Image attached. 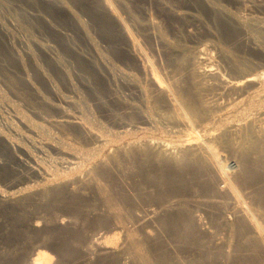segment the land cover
I'll return each mask as SVG.
<instances>
[{
  "label": "rangeland",
  "instance_id": "obj_1",
  "mask_svg": "<svg viewBox=\"0 0 264 264\" xmlns=\"http://www.w3.org/2000/svg\"><path fill=\"white\" fill-rule=\"evenodd\" d=\"M109 1L117 16L103 0H0V193L10 197L0 201V264H32L37 254L46 255L44 264H140L128 255L122 258L124 225L117 227L106 215L94 189L77 182L80 192L74 193L66 185L76 181L77 171L72 173L58 158L89 153L91 157V149L96 148L94 140L80 130L81 124L93 127L96 133L100 130L107 134L105 137L112 134L118 139L114 143L121 145L136 139L142 143L153 140L152 145L157 141L177 145L185 143L191 131L202 140L208 132L218 134L226 117L238 119L242 112L264 100L253 93L259 82L256 77L264 73V0ZM131 39L139 44L143 61L150 60L147 62L152 63L170 96L187 112L194 111L193 121L187 119L181 124L171 117L174 110L169 100L147 80L141 59L130 48ZM202 49L207 50L215 74L229 81L255 78L257 83L243 85L250 94L245 97L224 91L220 98L221 87L214 77L205 81L198 78L192 62ZM195 82L209 86L199 92ZM216 96L226 108L208 116ZM237 100L241 101L238 109L230 110L229 104ZM69 117L87 121L79 124ZM123 131L130 133L125 136ZM111 145L105 152L99 151L97 159L91 158L107 160V154L116 153L117 144ZM24 150L36 154L46 168L60 174V188L54 187L56 182L53 186L47 183L48 176L39 167L31 169L35 165ZM230 151H224L228 157L223 161L232 169L237 159ZM123 157L120 154L119 161H126L122 162L124 166L129 163L126 168L111 161L114 165H108L109 175H101L99 180L109 189L115 187L113 196L119 194V201L116 199L121 201L118 207L126 225L127 221L128 225H138V219L147 220L135 234L142 238L141 243L145 240L144 252H151V264H249L246 241L238 236L232 239L225 225L227 217H232V207L228 196L217 193L218 180L212 171L194 176L190 168H176L173 162L176 170L172 174V161L155 159L153 154L145 162ZM150 158L157 162L150 164ZM158 161L165 163L159 167ZM119 169H124L123 174ZM161 174L171 181L163 183ZM42 187L49 189L44 192ZM172 199L178 205L171 210L174 213L160 212L164 202ZM223 199L228 202L222 206ZM178 210L192 220L188 219L192 228L182 222L170 227L161 223ZM99 237L106 239V247L94 246ZM87 246L96 250L90 256Z\"/></svg>",
  "mask_w": 264,
  "mask_h": 264
},
{
  "label": "bare ground",
  "instance_id": "obj_2",
  "mask_svg": "<svg viewBox=\"0 0 264 264\" xmlns=\"http://www.w3.org/2000/svg\"><path fill=\"white\" fill-rule=\"evenodd\" d=\"M103 1L105 2L106 7L108 8V10L111 13H113L114 16L115 15L117 16L116 11L113 8L111 2L109 0H103ZM119 19H121V18H119ZM123 24H125V23H123ZM128 35H131V34L129 33ZM130 48H131L132 52H134L138 56V58L141 59L142 64H140V65H142L143 72H144V74H146V76L148 78L147 80H149L152 83V85L155 86V89H156V91L158 93L164 95L169 100V103H170L171 107L174 110L173 116H171V117H173V119L181 122V124L182 123L183 124L187 123V119H191L192 120V116H194V111L190 109V111L187 112L186 110H184L179 105V101L173 99L170 96V93L165 88L162 80L159 78L157 73L154 71L153 66L151 65L152 63L151 62H147V61H150V60L148 59L147 61H143L144 59H142L143 58L142 54H141L142 51L140 52L139 44L137 42H135L133 39H131V47ZM208 56L209 55L207 53V50L202 49V50H200L198 52V55L196 56L195 62L191 61L192 63H194L195 75H197L198 78L200 77V79L202 78L205 81L206 78L209 79V78L214 77V79H216L215 81H217L218 84H219V86L218 85L217 86L221 87V89H219V90H221L222 93H219V95H218L219 97L221 95L223 96V92L224 91L225 92L226 91H232V92L238 93V95L239 94L240 95H244L245 94V97L247 96L246 94H250V91L247 89V87L244 88L243 85H244L245 82H255V83H257L255 78L253 79V77H252V78H246V79L244 78V80H238L237 79L235 81H229V80L225 79V77H223L222 75L219 76L220 73H219V75H217V74H215L213 72V68L209 64V61H211V60L209 59ZM258 77H259V79H258ZM256 79L259 80V82H258V84H256L257 85V87L255 86L256 88L253 87V88H255L253 93L257 94L258 96H260V97H262L264 99V73L259 74L256 77ZM253 80H255V81H253ZM209 81H211V80H209ZM193 82H194V79H193ZM200 83H202V82H200ZM194 85H195L196 89L199 92L203 91V90H206L207 86H209V84H207V83L205 85L202 84L203 86H201L197 82H195ZM208 88L210 89V87H208ZM211 89H212V87H211ZM221 91H219V92H221ZM210 92H212V90ZM219 97L216 96V98L213 100V104L210 106V108L208 110V114H207L208 116L209 115L211 116L213 111L217 112V110L220 111L221 109L226 108L225 106H223L221 104L222 103V99H220V98H222V97H220V98ZM260 97L258 99H260ZM240 98H242V96ZM256 98L257 97H255V99ZM219 100H221V102ZM256 101H260V100H256ZM236 102H238V103H236ZM239 102H241V101L237 100V101H235V103L231 102L229 104V108H230V106L232 107V108H230V110L231 109H235V111H236L237 106L240 105ZM242 103H241V105H242ZM255 104H259V105H256L255 107L253 106V108H251V110H249V111L242 112L241 115H239L240 117L238 116L239 117L238 119L237 118L236 119H234V118L231 119L230 118L229 120H227L228 118L226 117L225 118L226 121L218 129L219 130L218 134L211 130L212 132H208V134H206L204 136L203 140H202V138H199L200 136L195 135V133H193L191 131L190 133L188 132L189 134H187V135L190 136L189 138H187L188 140L185 143H178L177 145H175V144L174 145H169L172 142L167 144V143H163V141H162V143L157 141V144L152 145L151 143L153 142V140L150 143L149 142L146 143L144 141L142 143L140 141H136V140H138V139H136V138H138L137 135L135 136L136 137L135 141H133V142L129 141V143L126 142L127 144H122L121 145V144H118V143H114V142H117L118 139H115V138L111 137L112 134H111L110 137H108L109 135L105 137L104 135H107V134L100 133V130L98 131L99 133H96L97 131H93V130H96V129H93V127L91 129L89 125L87 126V124L84 125L85 124L84 122H86L87 120L82 122L84 120L83 117L80 118L81 120H79V121L81 123H84V124H81L80 122L77 121L76 118H78V117H75V118L74 117L73 118L69 117L70 120H72V122H76V123L81 124L82 129H80V130H83V132L87 136H89L90 138H92L94 140L93 142H95L94 144H96V148L95 149L93 148L94 150L91 149L92 151H90V152L93 153V156H91V157H95L96 156L95 158L97 159V156H99V154H100L99 151L100 152L103 151L108 145H110V146H112L111 144H115V145L117 144V145H116V148H114V149H116L115 150V152H116L115 154L116 155L114 154V152L112 153L113 155H111V156H109V154H107L109 157L107 156V160L104 159V161H101V160L100 161H96V159H93L90 156H88L90 153L89 154H85L84 153L87 156H81V154H79V155L72 154L70 158H65L66 156H64L62 158H58L59 159V163L61 165L66 164V165L69 166L68 167L69 169L71 168V170H73V172L71 171L72 173L77 171L76 181L67 182L66 185L69 186V189L71 188V191L74 190V193H76V190L79 191L78 190L79 188L76 186L77 182L78 183H82L84 186L92 187L94 189V191L96 192V194L98 195V199H99L100 203L102 204V207L106 210L105 211L106 215L109 214L108 215L109 218L111 217L110 219H112L115 222V225L117 224L116 225L117 227H118V225L120 223H122V225H124V226L120 225V227L122 226V229L124 231V239H123V243H122L124 250L122 252V258H123V256L128 255V257H132L130 259H133L134 261H137L140 264L141 263L142 264H151V261H150L151 259H148V258H150L148 256H150L149 253H151V252H147V253L144 252V251H146V247H147L146 245H144V243H145L144 241L145 240H143V243H141L142 238L140 240L139 239L140 237H137L138 236L137 233L135 234V232H137V230L135 231V229L138 226L139 227H143L144 222L147 221V220L145 218L138 219V225L133 223V224H130V225H132L131 226L132 228L128 227L130 225H128L129 224L128 221H127V225L128 226L126 225V221H125L126 218L124 219L125 215H122L123 214L121 212L122 209L120 211V209L118 207V204L121 203V201L119 203L117 202V199H118V201L120 199V198H117V196L119 194L117 196H113V194L117 193L116 191L113 192V189L115 187L113 186L114 187L113 189H111V188L109 189L108 186L105 187L102 184L103 182L101 183L100 180H99V179H101L100 176L102 175V177H103V175H105V174H107V176H108L109 175L108 174V168H109L108 165H114L113 164L114 162L117 165H120V163H121V166H120L121 168H122V165L124 166V164L122 162L127 163L126 161H123V160L121 162L119 161L120 154L124 155V157L126 156L127 158L128 157H133V159L136 158L137 160L138 159L139 160L140 159H142V160L145 159L144 162L146 161V158H148V156L150 154H153L155 159L157 158L158 160H163V161L169 160V161H172L171 163L169 162L170 163L169 166H171V164L174 162L176 165H178V167H176V168H179V166H181L180 167L181 169H182L183 166L190 168L189 169L191 171L190 174H192L194 176L195 175L201 176L202 174L204 176H206L207 174L205 175L204 171L207 170V173H209V171H212V174L214 173L215 174L214 175L215 178L217 177V180H218V181H216V183L218 182V187H219V188L217 187L218 191H219L217 193L219 194L221 192V193L225 194L224 196H228L227 198L229 200V205L232 207V210H231L232 211V217L228 216L227 218H229V219H226V224H225L226 226L228 225V227L230 229L229 232H230L231 236L230 235L229 236L232 239L234 237H236V236H238V238L242 237L241 239L244 238L242 241H244V240L246 241V248H247L248 252H250V256H251V257H249L250 259L247 260L249 264H264V100L261 101V103L256 102ZM231 116H233V115H231ZM173 119H172V121H173ZM174 123H176V122L174 121ZM179 125H177V126H179ZM182 127H184V126H182ZM192 129H194V128H192ZM207 129L209 130L208 127H207ZM104 131H106V130H104ZM118 132H120V131H118ZM127 132H129V131H123L122 133H124V134H122V135L126 136ZM39 133H40V131H39ZM131 134H132V132H131ZM200 134H202V133H200ZM0 135H1V132H0ZM178 136H180V135H178ZM108 138H110V139L113 138V139L110 140ZM117 138H119V137H117ZM125 138H127V137H125ZM143 139H145V138H143ZM143 139L140 138L139 140H143ZM181 139H184V138H181ZM122 140H123V138H122ZM11 143H12V141H11ZM34 143H32V144H34ZM174 143H176V142H174ZM14 146H12V147H14ZM65 149H68V148L66 147ZM226 150H231L234 153V155H236L235 158L237 160L235 159L236 160L235 162L237 164H235L236 166L234 168L232 167V169H229V168H227L228 166L226 167L224 165L225 163L223 161V157H226V158L228 157V156L224 155L225 154L224 151H226ZM73 152H75V151L73 150ZM103 152H105V151H103ZM92 153H91V155H92ZM117 153L119 154V156L117 155ZM228 153H229V151H228ZM24 154L28 158V160L30 159L32 161V163H34L35 166H32V168H31L32 170H35L36 169L35 167H39V169L44 171V173L48 176V178H46V180H47L46 182L47 183H49L50 185L53 186L54 182H56L57 184L55 183V185H54V187H56V188L59 187L60 185H62V184L57 182V180L60 178V176H59L60 174L59 173L57 174L55 171L52 172L49 169L50 167L46 168L43 165V163L40 161V159L35 156L36 154L34 155V153L29 152V150L28 151L24 150ZM94 154H98V155H94ZM229 154H232V153H229ZM44 156L45 155L43 154V157ZM150 157H152V155ZM231 158H233V155L231 156ZM231 158L229 157L230 161H231ZM148 159H147V161H149ZM150 159H152V161L150 160V164H154L155 162H157V161H153V160H155L153 158H150ZM22 160H24V159H21V161ZM55 161H56V159H55ZM111 161H113V163ZM141 161L140 162L138 161V162L141 163ZM109 162H111L112 164H109ZM138 162H136V163H138ZM159 162L160 161H158V164H159ZM227 162H228V160H227ZM136 163H134V165ZM139 163H138V167L141 166V164H143V163H141V164H139ZM161 163H163V162L161 161ZM169 163H166V164H169ZM160 164H159V167H160ZM126 165L128 166L129 163L125 164V166ZM155 165L157 166V164H155ZM172 165L176 166L174 164H172ZM86 166H89V168L87 167L88 170L87 171L84 170L85 172L82 171ZM156 166H154V167H156ZM173 166H171V167H173ZM138 167H136V168H138ZM162 167H164V166H162ZM185 167H183V168H185ZM130 168H132V166ZM188 168H187V170H188ZM150 169H152V167ZM161 169L168 170V168H161ZM41 170H39L40 173H41ZM119 170L121 171V170H124V169H119ZM158 170H160V169H158ZM174 170H176V169H174V167H173L172 171L170 169L172 174H173ZM80 171L82 172V174H83V172L85 173L81 177H80V175H81ZM131 171H134V170H131ZM152 171L154 173V170H152ZM164 171L165 170H163L161 172H164ZM121 172H122L121 174H123V171H121ZM165 172H169V170L165 171ZM177 172H179V171H177ZM79 173H80V175H79ZM121 174H119V175H121ZM110 175H111V173H110ZM161 175L163 176V174H161ZM164 175H166V174H164ZM168 177H170L169 174H168ZM108 178H110V177H108ZM161 178H164V176L161 177ZM165 179H166V177L164 178L163 183H164V181L165 182L166 181H171V180H165ZM159 181H161V180H159ZM174 182H175V184L177 183L176 181H174ZM174 182H171V184L174 183ZM180 182H181V180H180ZM163 183H161V184H163ZM216 183H214L213 186H215ZM167 184H169V183L167 182ZM185 184H183V185L185 186ZM107 185H108V182H107ZM172 185H174V184H172ZM164 186H166V185H164ZM180 186H182V185H180ZM174 188L177 189V185ZM187 188H189V187H187ZM209 188L212 189L214 187H209ZM48 189L49 188L44 187L42 190L45 192V191H48ZM165 189H168V188H165ZM170 190H174V189L170 188ZM199 190H201V189H199ZM212 190H210V191H212ZM193 191H196V190H193ZM44 192H43V194L47 193V192L46 193H44ZM162 192H164V195H165V191H162ZM202 192H203V190H202ZM1 193H0V201L7 200L8 198H10V197L7 198L6 196H4L5 194L2 195ZM215 193L216 192H215V189H214V194ZM208 194H209V192H208ZM212 194H210V195H212ZM122 195L125 197L124 194H122ZM157 195H159V194H157ZM174 195H176V194H174ZM182 195H184V194H181V196ZM165 196H167V195H165ZM170 196H172V194H170ZM218 196H221V195H218ZM11 197H13V196L11 195ZM161 197L162 196L160 195V199L163 200ZM215 197H217V196H214L212 198H215ZM121 198L124 199L123 197H121ZM209 198H207V199H209ZM212 198H210V200ZM217 198L215 199L216 202L221 201L220 197H219L220 200H218ZM224 198L226 199V197H224ZM225 199H223V201L221 203L222 206L224 205L223 204L224 202H226V203L228 202V201H224ZM124 200H128V198L124 199ZM175 201L176 200H173V199L172 200H168V201L166 200V203L165 202H164V204L162 203L163 204L162 208L159 209L160 212H162L164 214V212L166 213V212H170L171 210H175L176 206H178V205H176L177 202H175ZM178 204H180V203H178ZM229 205H228V207H230ZM219 206H221V205H219ZM182 207L183 206H181V208ZM225 207H227V205ZM177 208H179V207H177ZM229 209H231V208H229ZM226 210H227V208H226ZM182 211H184V210H182ZM231 211H230V213H231ZM171 212H172L171 214L174 213L173 211H171ZM177 212H179V210L176 211V213ZM155 213L156 212H154V214ZM176 213H175V215H170V213H169V215L166 216L162 220L161 223L169 226V225H172V224L177 225V224H180L179 222H182V224H185L183 226L184 227L186 226V228H187L189 226V224H190V221H188L189 218L187 219V217H185L182 214H180V212L178 214H176ZM189 220H191V219H189ZM130 222H132V221H130ZM161 223H160V225H161ZM145 224H146V222H145ZM133 225H135V226H133ZM201 225H202V223H201ZM117 227H116V229H117ZM189 227L192 228L191 226H189ZM189 231H191V230L189 229ZM147 233H148V231H147ZM147 235H149V234H147ZM227 238H226V240H227ZM103 239L99 237L95 241L94 246L96 248H98V249L106 247L107 246L106 245V241H105L106 239L105 238H103ZM216 239H218V238H216ZM232 239H231V241H232ZM228 241H229V239H228ZM239 241H237V242H239ZM223 243H226V242H223ZM242 244H244V243H242ZM94 246H90V247L87 246L88 247L87 248V256H90L91 254H93L94 251H96V250L93 251V249H92ZM238 246H239V244H238ZM143 248H145V250H143ZM225 248H227V247H225ZM237 250H239V248H237ZM149 251H151V249ZM228 251H229V248H228ZM239 252H238V254H240ZM227 253H229V252H227ZM129 254L131 256H129ZM147 254H149V255H147ZM46 259H47L46 255L37 254V256L34 257V259L32 260V264H44V261ZM242 264H244V263H242Z\"/></svg>",
  "mask_w": 264,
  "mask_h": 264
}]
</instances>
